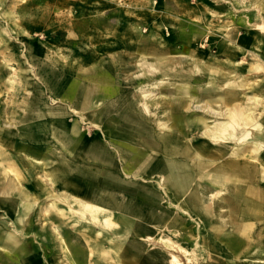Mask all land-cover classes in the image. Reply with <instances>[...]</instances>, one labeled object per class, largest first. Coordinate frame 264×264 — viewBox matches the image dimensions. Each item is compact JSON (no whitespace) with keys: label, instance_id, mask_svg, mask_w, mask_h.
<instances>
[{"label":"bare ground","instance_id":"6f19581e","mask_svg":"<svg viewBox=\"0 0 264 264\" xmlns=\"http://www.w3.org/2000/svg\"><path fill=\"white\" fill-rule=\"evenodd\" d=\"M169 1L142 0L146 36L144 19L113 12L131 50L110 48L78 76L71 66V76L28 81L22 114L8 123L33 136L53 123L58 165L33 191L46 205L11 162L0 170V207L21 234L42 220L40 236L51 233L70 264H184L183 255L189 264H264V0H224L242 21L227 30L207 20L200 56L171 51L165 20L176 26L179 16L167 14ZM8 14V28L23 31L26 20ZM115 29L97 39H119ZM216 46L232 68L214 62ZM118 81L127 86L114 88ZM80 123L95 133L82 136ZM4 235L0 248L29 264L28 246Z\"/></svg>","mask_w":264,"mask_h":264},{"label":"rangeland","instance_id":"374dc122","mask_svg":"<svg viewBox=\"0 0 264 264\" xmlns=\"http://www.w3.org/2000/svg\"><path fill=\"white\" fill-rule=\"evenodd\" d=\"M53 1L55 0L51 1L52 3L47 9L43 0H0V148L3 150V154H0V170L7 169V165L14 162L24 174L23 189H29L31 193L36 190L34 187L37 186L38 182L42 185L50 182L45 176L52 174L53 167L58 165L55 159L59 150L56 144L57 139L50 134L53 129L52 122H50L48 130H44V135L42 133L34 136L21 134L8 124L11 119L18 118L22 114L25 106L24 99L28 97L26 88H31L30 85H32L28 81L37 83L40 81L39 78L49 80L57 73L71 76L69 71L71 66L76 68L77 72L73 74L78 76L95 59L109 57L110 48L118 47L119 52L131 50L127 47V44H120L123 28L127 27V24L119 22L113 17V12H118V15H124L129 19L133 16L144 19L141 20L144 22L141 36L148 34L150 25V16L147 14L151 13L147 7L143 6L142 0ZM26 2L28 5L20 13H16L20 5H26ZM169 2L171 10H167V14L174 15L176 12L179 16L176 26H173V18L165 20L172 27L168 31L171 38L172 50H170L175 53H187L193 56L203 54V51L199 49L200 45L196 44L195 41L198 38L205 40L202 27L207 20L213 24L221 23L228 30L231 29L236 17L239 18L238 22L241 19V14L233 9L231 3L224 2V0H170ZM54 3L58 5L57 8L53 7ZM156 7L157 12L162 9L159 5ZM8 10L12 11L11 16H14V18L18 15L19 18L17 17V19L21 22L22 19L26 20L23 21V31L19 29V25L12 29L8 28L7 21L8 18L10 19ZM13 10L16 12H13ZM100 13L105 14L100 15ZM253 21L255 20L253 19ZM111 27L118 28L115 30L120 34L119 39L106 37V35L112 36L111 32L114 31L109 32ZM99 30H104L106 34L104 39L103 37L97 39ZM217 48L216 46L214 50L211 49L213 51L212 57L217 55L219 58V60L215 59L214 62H218L226 70L232 68L227 62H222L221 59H226V57L219 56L218 51H216ZM127 67V65L123 66L125 69ZM77 78L82 80L83 76ZM259 78L258 76L255 77V79ZM126 86L127 84L124 81H118L114 84V88L122 87L124 89ZM64 105L62 104V106ZM77 117L75 118L77 119ZM38 119L42 120L45 117ZM6 120L7 124H5ZM79 128L82 136L93 135L96 131L94 126H88V123H80ZM83 164L86 163L83 162ZM11 176L14 177V175ZM6 184V182H3L1 185ZM42 191L40 188L38 192H33L30 196L37 195L39 204L45 206ZM36 207L37 204L28 211L27 215L29 217L37 210ZM38 221L42 220H33L35 227L21 234L17 230L20 228L16 227L18 225L17 220H11V216L6 215V210L0 207V226L5 227L4 229L8 233L14 234L13 236H18L20 243H26L31 250L28 258L33 260L32 264H70L61 246L56 244V240L50 239L51 233H48L49 235L43 233L40 236V228H37ZM44 221L48 229L50 226L49 220L45 219ZM259 223L264 224V220H259ZM15 229L16 231H14ZM7 243L8 241H3L2 246L4 247ZM4 250L7 252L8 248L4 247ZM36 250L38 251V257L31 255L35 254ZM200 258L199 262L203 260V258ZM181 260L184 264H189L184 255ZM204 262H206V256ZM13 263L17 264L8 255V264Z\"/></svg>","mask_w":264,"mask_h":264},{"label":"crops","instance_id":"0c3cea01","mask_svg":"<svg viewBox=\"0 0 264 264\" xmlns=\"http://www.w3.org/2000/svg\"><path fill=\"white\" fill-rule=\"evenodd\" d=\"M56 160V159H55ZM19 220H17V222H18ZM21 224V223H20ZM1 227V226H0ZM3 227V226H2ZM3 228H5V227H3ZM4 231H7V230H3V232H2V234H0V237L2 236V235H4ZM9 235H10V233H8ZM12 235H14V234H12ZM5 236V235H4ZM3 241H8L6 238H4V240ZM8 244V243H7ZM20 244H22V245H26V243H23V242H21ZM28 249H29V247H28ZM31 253V250L29 249V252H26V254H25V257H26V259L25 260H27V263L29 262V264H32V261L33 260H30V258H28L29 257V254ZM38 251L36 250V253L34 254H31V255H34V256H37L38 257ZM8 255L10 256V257H12L13 258V261H15V263H17V264H26V262H23V260H19V259H16L15 257H13V256H11L10 254H8L7 252H6V250H4V249H1L0 248V257H1V259H0V264H8ZM9 263H10V261H9ZM12 263V262H11ZM14 264V263H13Z\"/></svg>","mask_w":264,"mask_h":264}]
</instances>
